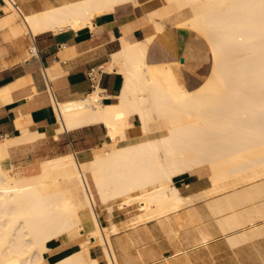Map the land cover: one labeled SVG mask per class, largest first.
Wrapping results in <instances>:
<instances>
[{"label": "bare ground", "instance_id": "6f19581e", "mask_svg": "<svg viewBox=\"0 0 264 264\" xmlns=\"http://www.w3.org/2000/svg\"><path fill=\"white\" fill-rule=\"evenodd\" d=\"M125 3L148 16L156 31L163 18L189 10L174 26L207 43L209 70L200 74L180 60L148 61L152 34L123 41L112 53L123 73L114 101L101 102L98 86L77 99L49 97L54 137L100 122L109 138L101 144L106 149L81 160L73 152L44 158L34 173L13 174L8 166L14 146L44 135L17 121L20 134L0 138V264H101L91 254L95 247L105 264H156L161 251L145 248L139 231L149 222L166 225L170 242H177L181 227L183 239L191 237L188 246L174 244L162 253V264H194L218 234L230 249L264 235V201L254 203L264 196V0H161L146 13L138 0H2L0 54L6 45L21 46L24 36L28 49L22 55L28 56L36 38L92 27L95 15ZM31 90L22 77L0 88V99ZM185 172L204 175L208 185L181 193L173 177ZM59 181L76 184L65 188ZM198 200L206 213L195 208ZM117 212L126 213L118 223ZM60 242H76L77 248L47 260L46 252ZM254 264H264V257Z\"/></svg>", "mask_w": 264, "mask_h": 264}, {"label": "crops", "instance_id": "0c3cea01", "mask_svg": "<svg viewBox=\"0 0 264 264\" xmlns=\"http://www.w3.org/2000/svg\"><path fill=\"white\" fill-rule=\"evenodd\" d=\"M138 2L143 13L160 5L156 0ZM147 17L144 14L137 15L132 3H125L95 15L92 27L64 28L36 38L33 41L35 51L31 50L28 56L22 55V51L28 49L26 37H22L21 46L16 42L6 45L7 50L0 54V88L25 77L32 90L30 95L0 99V138L19 135L21 130L17 121L30 132L44 133L32 142L14 146L8 157L9 164L21 173H34L39 170L41 159L73 152L81 160L91 156L94 147H103L102 142L109 138L100 122L63 130L54 137L52 125L56 117L52 99L64 101L81 98L98 86L101 102L114 101L122 86L123 73L116 71L120 65L112 60V53L121 49L123 41H141L152 34L146 49L148 61L180 60L182 65L200 74L208 72L211 62L209 48L201 36L185 27L174 26L179 21L176 15L163 18L165 28L158 31ZM89 70L91 76H88ZM131 120L137 123L136 116H132ZM173 183L184 193H192L206 187L208 180L197 172H185L174 176ZM257 199L254 201L256 204L264 201V196ZM195 208L207 212L202 200L195 203ZM260 220L264 222V218ZM262 236L248 238L247 241L232 245L233 248L230 246V249L224 234H218L209 239L208 247L201 251L209 248L217 257L232 256L236 251L243 258L264 256ZM186 239L190 240V235ZM254 243L256 245L253 248ZM76 248V242H60L46 252L47 260ZM165 252L162 251L163 254Z\"/></svg>", "mask_w": 264, "mask_h": 264}, {"label": "rangeland", "instance_id": "374dc122", "mask_svg": "<svg viewBox=\"0 0 264 264\" xmlns=\"http://www.w3.org/2000/svg\"><path fill=\"white\" fill-rule=\"evenodd\" d=\"M157 1V3H161V0H156ZM2 11H0V13H1ZM190 15V11L189 10H185L184 12H182V13H180V14H177L176 15V18L178 19V20H182V19H184V18H186V17H188ZM120 143H122V142H120ZM107 147V146H106ZM106 147L104 146V147H94L91 151H92V154H93V152H95V151H100V150H103V149H106ZM92 154H91V156H92ZM75 155V154H74ZM75 157H76V155H75ZM90 157V156H89ZM77 158V157H76ZM78 159V158H77ZM78 160H80V159H78ZM8 166H9V168H10V171L13 173V174H22L20 171H18V170H16L15 169V167L14 166H12L11 164H9L8 163ZM76 184V182L75 181H73L71 184L70 183H67V182H63V181H59V185L61 186V187H65V188H68V186H70V185H75ZM179 188V187H178ZM179 190H180V192L181 193H184L180 188H179ZM136 209V207H132L130 210L131 211H134ZM118 215V216H117ZM118 217H126V213H122V212H117V214L115 215V219H116V222L118 223V222H120L121 220H120V218H118ZM99 219H100V222L102 223V224H105V220H104V217L103 216H101V214L99 215ZM147 225V227H145L146 228V230H145V228H142L143 230H145L146 232H143L142 233V231L143 230H141V228L139 229V231H140V234L141 235H143L142 237L145 239V244H146V246H145V248H148V247H154L156 250H157V253H159L160 254V251H161V256L160 255H158L157 256V259H158V261L156 262V264H162L163 262H165V259H164V257L162 256L163 254H162V251L163 250H166V252L164 253V255L166 254H168V252L170 251V250H172L173 249V247H174V244H175V246L177 245H179L178 247H184V246H188L189 245V242L187 241V240H184L183 239V237H184V230H183V228L181 227L180 228V234L176 237V240H177V242H170V241H168V239H165V233H164V229H165V227H166V225L164 226V227H162V226H160L158 223H153V222H149V223H147L146 224ZM175 225H177V224H175ZM148 231H149V233H151V235H149V234H147L148 233ZM162 231V232H161ZM147 236V237H146ZM146 237V238H145ZM152 237H153V239H152ZM182 237V238H181ZM148 238H150V240H152V241H150ZM180 241V242H179ZM150 242H151V244H150ZM155 242V243H154ZM167 242H169V244H166ZM182 242V243H181ZM180 243V244H179ZM171 244V245H170ZM158 245V246H157ZM170 246H173L172 248L170 247ZM160 249H159V248ZM163 247V248H162ZM158 248V249H157ZM258 252V251H257ZM91 254L92 255H97L99 258H100V261H101V264H105V262H104V260H103V258H102V256H101V252H100V248L99 247H95V248H92L91 249ZM200 254H201V256L200 257H197L198 259H195V260H193V261H196V260H198V261H196L195 263L196 264H201L202 263V260H203V258H204V261L203 262H205V263H203V264H254L255 262H257L258 261V258L260 257V256H258V257H254V258H243V257H241V256H238L237 254H236V252L234 253V255L233 256H226V257H217V256H214L213 255V252L211 251V250H209V248L208 249H205L204 251H200ZM209 255V256H208ZM211 256V257H210ZM160 257V258H159ZM194 257V256H193ZM203 257V258H202ZM216 257V259H214ZM264 257V256H263ZM163 258V259H162ZM202 258V259H201ZM157 259H155V260H157ZM212 259V260H211ZM229 259V260H228ZM162 260V261H161ZM212 262H211V261ZM236 262H235V261ZM201 261V262H200ZM252 261H254V262H252ZM200 262V263H199ZM231 262H233V263H231ZM194 263V264H195Z\"/></svg>", "mask_w": 264, "mask_h": 264}, {"label": "built area", "instance_id": "2783aa9c", "mask_svg": "<svg viewBox=\"0 0 264 264\" xmlns=\"http://www.w3.org/2000/svg\"><path fill=\"white\" fill-rule=\"evenodd\" d=\"M88 76H91V70H89V72H88Z\"/></svg>", "mask_w": 264, "mask_h": 264}]
</instances>
